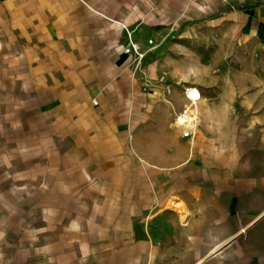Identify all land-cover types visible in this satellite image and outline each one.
<instances>
[{
  "label": "crops",
  "instance_id": "obj_1",
  "mask_svg": "<svg viewBox=\"0 0 264 264\" xmlns=\"http://www.w3.org/2000/svg\"><path fill=\"white\" fill-rule=\"evenodd\" d=\"M219 6L205 11L226 7ZM172 12L171 0H0V93L34 117L37 138L51 146L41 154L57 158L50 168L66 174L60 188L91 206L85 218L68 219L69 243L50 249L49 264H84L78 254L91 256L90 264H139V254L159 244L138 222L166 212L160 204L172 188L189 220L196 211L188 198L202 204L198 212L217 214L226 197L223 211L249 221L246 228L264 217V80L251 91L229 79L250 76L242 70H206L203 79L197 63L188 70L185 51L176 67V35L185 45L188 25L196 30L216 18L188 24ZM129 41L144 53L137 63L124 53ZM187 85L200 92L191 138L173 122Z\"/></svg>",
  "mask_w": 264,
  "mask_h": 264
},
{
  "label": "rangeland",
  "instance_id": "obj_2",
  "mask_svg": "<svg viewBox=\"0 0 264 264\" xmlns=\"http://www.w3.org/2000/svg\"><path fill=\"white\" fill-rule=\"evenodd\" d=\"M171 3L172 17L176 20L187 17L191 24L200 15L216 18L196 30L188 25L185 45L176 35L170 44L172 54L177 56L176 67H179L178 52L185 51L188 70L197 63L199 77L209 79L206 70L220 74L242 70L250 76L229 77L232 84H245L255 91L258 80H264V0H171ZM216 3L226 7L206 13V8ZM184 4L188 5V11L180 13L179 8ZM223 11L234 14L233 19L229 21ZM242 24L246 26L244 30ZM196 36L200 37V43L195 44ZM225 79L228 78L220 77ZM4 98L0 93V264H49L50 257L56 253L50 249L57 250L60 248L57 244L69 243L70 236H64L71 223L68 219L77 215L85 218L91 206L75 200L77 197H72L68 189L60 188L66 174L50 168L52 160L57 158L41 154L51 146H44L37 138L40 133L36 134L34 117L26 118ZM188 199L192 202L191 209L196 211L195 219L189 220L191 215L179 200L178 189L172 188L171 196L160 204L166 212L147 225L138 222L137 229L148 230L152 240L159 244L157 252L140 253L139 264H264V217L246 228L249 221L231 219L236 215L223 211L226 197L220 198L217 214L198 212L202 204L196 205L194 198ZM234 204L233 208L240 207ZM215 215L219 216L218 220L209 219ZM237 232L240 233L232 242L218 250L223 241ZM73 238L75 244L81 241L79 233ZM78 259L84 264L94 262L88 254H78Z\"/></svg>",
  "mask_w": 264,
  "mask_h": 264
},
{
  "label": "built area",
  "instance_id": "obj_3",
  "mask_svg": "<svg viewBox=\"0 0 264 264\" xmlns=\"http://www.w3.org/2000/svg\"><path fill=\"white\" fill-rule=\"evenodd\" d=\"M124 53L133 54V62L137 63L143 57L141 52L134 43L129 41L127 47L124 48ZM163 81V78H160ZM166 93L170 92L169 85H165ZM182 95L184 104L179 113L174 117V123L181 129V136L183 138H191L196 128V122L198 120L197 112L195 111L196 103L200 100V92L194 85H187L182 89Z\"/></svg>",
  "mask_w": 264,
  "mask_h": 264
},
{
  "label": "water",
  "instance_id": "obj_4",
  "mask_svg": "<svg viewBox=\"0 0 264 264\" xmlns=\"http://www.w3.org/2000/svg\"><path fill=\"white\" fill-rule=\"evenodd\" d=\"M228 243V242H227ZM225 246V244L224 245H221L219 248H218V250H220L221 248H223Z\"/></svg>",
  "mask_w": 264,
  "mask_h": 264
},
{
  "label": "bare ground",
  "instance_id": "obj_5",
  "mask_svg": "<svg viewBox=\"0 0 264 264\" xmlns=\"http://www.w3.org/2000/svg\"><path fill=\"white\" fill-rule=\"evenodd\" d=\"M263 212V211H262ZM260 215V214H259ZM242 231H244V229L242 230ZM242 231H240V232H242ZM239 233V232H238Z\"/></svg>",
  "mask_w": 264,
  "mask_h": 264
}]
</instances>
